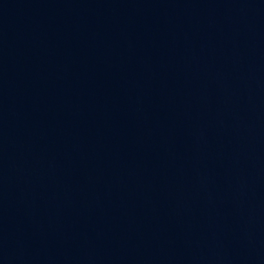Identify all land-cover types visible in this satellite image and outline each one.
Returning a JSON list of instances; mask_svg holds the SVG:
<instances>
[{
  "label": "water",
  "instance_id": "water-1",
  "mask_svg": "<svg viewBox=\"0 0 264 264\" xmlns=\"http://www.w3.org/2000/svg\"><path fill=\"white\" fill-rule=\"evenodd\" d=\"M0 264H264V0H0Z\"/></svg>",
  "mask_w": 264,
  "mask_h": 264
}]
</instances>
